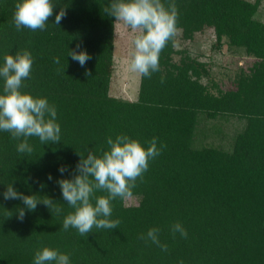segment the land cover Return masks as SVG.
Segmentation results:
<instances>
[{
	"label": "trees",
	"instance_id": "16d2710c",
	"mask_svg": "<svg viewBox=\"0 0 264 264\" xmlns=\"http://www.w3.org/2000/svg\"><path fill=\"white\" fill-rule=\"evenodd\" d=\"M17 2L0 0V66L6 55L31 52L32 72L22 91L56 106L61 142L29 138L34 152L27 155L17 152L20 141L0 131V264H33L43 247L68 254L70 264H264V0H174L176 34L160 55V71L151 79L140 75L133 101L110 95L114 17L102 9L111 0H55V12L64 8L66 16L57 25L53 15L37 32L16 30ZM205 32L218 49L226 45L254 59L228 76L229 89L188 46ZM78 43V51L92 56L83 67L68 56ZM2 89L0 79V94ZM118 134L145 148L155 137L166 147L131 197L112 201L110 219H119V227L94 228L87 237L64 231L63 219L73 209L56 181L71 178L78 153L100 156L108 150L107 138ZM61 165L69 169L63 175ZM12 183L25 195L50 196L63 212L52 214L38 204L19 221L22 201L3 198ZM176 222L187 230L186 239L173 237ZM153 227L167 252L138 239Z\"/></svg>",
	"mask_w": 264,
	"mask_h": 264
},
{
	"label": "clouds",
	"instance_id": "9594fccd",
	"mask_svg": "<svg viewBox=\"0 0 264 264\" xmlns=\"http://www.w3.org/2000/svg\"><path fill=\"white\" fill-rule=\"evenodd\" d=\"M56 7L55 0H19L13 15L16 30L26 28L32 32L44 31L53 15L55 24L60 25L67 12L60 8L59 13H56ZM102 13L114 17V29L123 24L138 33L134 39L130 70L151 79L153 73L160 71V55L177 31L178 11L174 0H170L167 6L162 0H111ZM80 48L78 43L76 49H70L68 56L83 67L92 56L86 50L78 51ZM33 63L31 52L24 49L15 55H6L0 66V79L3 80L0 131L8 132L13 140L20 141L17 152L27 155L34 152L29 138H38L41 144L61 142V125L57 122L56 106L50 104L47 98L34 97L22 91L26 87L24 81L31 76ZM53 63L59 65L60 58L55 57ZM62 70L58 68V74ZM84 74L88 77L92 75L90 70ZM161 83H164L163 77ZM106 143L108 150L100 156L92 151L86 157L78 153L81 158L71 178L56 181L62 190L63 200L73 209L63 219L64 231L73 228L81 237H87L94 228L112 230L119 227V219H110L112 201L128 200L137 181H143L150 162L161 155L166 147L164 144L158 146L157 138L153 137L145 148L139 140L126 134H118L115 138L109 136ZM68 171L67 166L61 165L59 168L62 175ZM48 179H53L51 174ZM44 187L41 184V189ZM97 192L106 195H96ZM38 194L25 195L12 183L3 192V198L22 201L25 207L16 209L17 219L21 222L25 219L26 209L35 211L38 204L46 206L52 214L60 215L63 212L62 206L53 198ZM170 231L173 237L179 233L186 239L188 235L180 222L172 224ZM159 233L160 229L153 227L146 234H140L138 239L146 243L150 241L161 251L167 252L168 245L161 243ZM33 264H70V257L58 249L43 247L35 252ZM180 264H183L182 260Z\"/></svg>",
	"mask_w": 264,
	"mask_h": 264
},
{
	"label": "rangeland",
	"instance_id": "374dc122",
	"mask_svg": "<svg viewBox=\"0 0 264 264\" xmlns=\"http://www.w3.org/2000/svg\"><path fill=\"white\" fill-rule=\"evenodd\" d=\"M137 34L123 24L115 29L114 73L110 84V95L113 97L131 101L137 97L140 74L130 70ZM215 45V37L208 32L196 35L195 40L188 44L192 55L208 64L212 77L219 82L223 90H226L231 88L228 76L235 74L241 67L247 68L254 59L240 53H232L228 51L226 45L219 49Z\"/></svg>",
	"mask_w": 264,
	"mask_h": 264
}]
</instances>
